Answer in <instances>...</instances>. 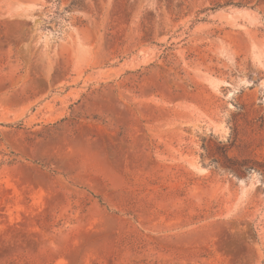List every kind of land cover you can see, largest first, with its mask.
<instances>
[{"label": "rangeland", "instance_id": "374dc122", "mask_svg": "<svg viewBox=\"0 0 264 264\" xmlns=\"http://www.w3.org/2000/svg\"><path fill=\"white\" fill-rule=\"evenodd\" d=\"M0 264H264V0H0Z\"/></svg>", "mask_w": 264, "mask_h": 264}]
</instances>
